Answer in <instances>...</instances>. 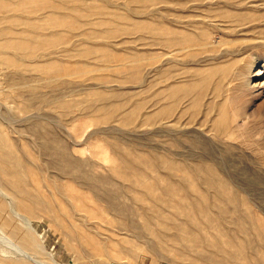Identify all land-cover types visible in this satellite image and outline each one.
I'll use <instances>...</instances> for the list:
<instances>
[{
    "label": "bare ground",
    "instance_id": "obj_1",
    "mask_svg": "<svg viewBox=\"0 0 264 264\" xmlns=\"http://www.w3.org/2000/svg\"><path fill=\"white\" fill-rule=\"evenodd\" d=\"M124 1L136 6L140 3L141 7L150 4L149 0ZM83 2L0 0V55L14 54L26 47L39 54L47 45L60 46V42L70 39L67 32H71L76 33L77 40L69 41L67 56L83 61L91 54L86 46L94 43L90 42L92 36L114 37L122 22L133 19L132 24L138 29L150 26L151 30L156 24L149 25L96 3L86 8ZM114 4L119 7L118 2ZM131 12L134 17L142 13ZM92 15L101 19L82 21ZM156 26L152 32L162 40L161 46L173 43L165 24L159 22ZM90 28L94 29L93 34L88 32ZM132 29L131 26L128 31ZM79 44L86 46L77 49ZM207 44L218 46L223 40L213 37L197 46ZM98 50L105 49L102 46ZM46 54H39L40 59ZM4 56L2 64H7L10 58ZM101 56V61L107 60L106 50ZM49 66H44L45 74ZM19 70L17 66L13 69L18 77H24ZM174 89L167 85L158 93L164 101L161 121L168 119V110L175 100ZM31 105L20 102L16 107L27 112ZM112 108H119V104ZM104 119L101 120L106 123ZM1 121L10 128L0 129V264H62L53 258H48L49 263L36 260L34 253L42 252L43 247L34 232L40 236L43 231L39 228L45 223L57 225L69 239H75L76 245L70 242L78 254H98L104 260L113 251L117 256L133 259L144 251L153 257L152 264H264V227L255 218V237H249L250 223L238 218V173L235 179L226 171L228 159L220 156L209 141L188 137L180 142V130L171 131L162 122L156 131L161 136L171 134L173 149L161 142L154 147L158 149L156 154L136 147L146 146L138 133L112 127L96 129L91 137L98 133L102 136L95 143L109 145L110 149L113 164L106 170L107 166L104 168L94 158L90 146L78 155L79 149L67 142L57 127L44 124L40 118L24 127V139L13 133L21 131L15 124L17 120L6 119L0 113ZM219 121L215 120V126ZM51 215L57 219L54 224ZM68 215L72 217L69 224L65 223Z\"/></svg>",
    "mask_w": 264,
    "mask_h": 264
},
{
    "label": "rangeland",
    "instance_id": "obj_2",
    "mask_svg": "<svg viewBox=\"0 0 264 264\" xmlns=\"http://www.w3.org/2000/svg\"><path fill=\"white\" fill-rule=\"evenodd\" d=\"M116 2L119 7L114 6ZM94 3L118 9L149 25L163 22L172 33L173 43L161 46L162 40L152 32L156 24L151 30L149 25L138 29L133 19L121 23L123 28L120 26L117 36H92L90 42L94 43L79 44L77 49L86 46L91 52L83 61L67 56L69 41L77 40L76 33L71 32H67L70 39L60 42V46L47 45L37 51L40 55L47 52L44 59L27 47L15 52L19 55L4 54L10 58L7 64H2L5 56L0 55V113L6 119L17 120L14 122L21 131L12 130L14 135L24 139V127L40 118L44 124L57 127L64 139L79 149L78 155L90 146L94 158L104 168L107 166L106 170L113 164L110 149L109 145L95 143L102 136L98 133L91 137L96 129L112 127L138 133L146 146L136 147L157 153L154 147L161 142L173 149L171 134L161 136L156 131L162 122L169 130L181 131L177 135L180 142L188 137L209 141L220 156L228 159L226 171L235 179L238 173V218H243L238 220L250 223L247 232L254 238V219L264 227V0H149L150 4L142 7L124 0H84L83 5L89 8ZM134 10L142 13L134 17ZM99 18L92 15L82 21ZM131 26L133 29L128 31ZM88 32L93 34L94 29ZM213 37L222 39L223 44L197 46ZM102 46L107 52L105 61L100 60L105 52L98 50ZM46 64H50L47 74L43 72ZM16 66L24 77L13 71ZM167 85L175 87V100L168 119L161 121L164 101L158 93ZM20 102L32 105L23 112L16 107ZM116 104L119 108L113 109ZM218 119L219 125L215 126ZM5 127L10 128L1 121L0 129ZM69 215L67 224L72 218ZM51 220L54 224L57 219L52 216ZM57 227L45 223L39 228L43 231L40 236L34 230L43 247V255L34 253L37 261L49 263L48 258H53L62 264H152L153 257L144 251L137 259L117 256L115 251L106 260L98 254L79 255L73 250L75 239H69Z\"/></svg>",
    "mask_w": 264,
    "mask_h": 264
}]
</instances>
